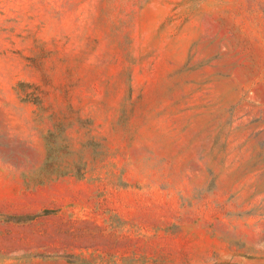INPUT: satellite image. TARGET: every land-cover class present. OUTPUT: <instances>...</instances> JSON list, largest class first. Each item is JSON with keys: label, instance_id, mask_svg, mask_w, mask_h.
<instances>
[{"label": "rangeland", "instance_id": "rangeland-1", "mask_svg": "<svg viewBox=\"0 0 264 264\" xmlns=\"http://www.w3.org/2000/svg\"><path fill=\"white\" fill-rule=\"evenodd\" d=\"M0 264H264V0H0Z\"/></svg>", "mask_w": 264, "mask_h": 264}]
</instances>
